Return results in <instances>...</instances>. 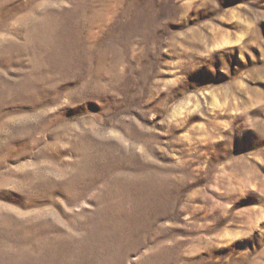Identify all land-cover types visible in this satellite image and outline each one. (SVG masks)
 <instances>
[{"label": "rangeland", "instance_id": "374dc122", "mask_svg": "<svg viewBox=\"0 0 264 264\" xmlns=\"http://www.w3.org/2000/svg\"><path fill=\"white\" fill-rule=\"evenodd\" d=\"M0 264H264V0H0Z\"/></svg>", "mask_w": 264, "mask_h": 264}]
</instances>
